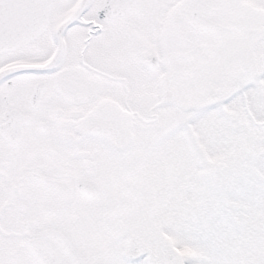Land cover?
<instances>
[{"label":"snow or ice","instance_id":"1","mask_svg":"<svg viewBox=\"0 0 264 264\" xmlns=\"http://www.w3.org/2000/svg\"><path fill=\"white\" fill-rule=\"evenodd\" d=\"M0 264H264V0H0Z\"/></svg>","mask_w":264,"mask_h":264}]
</instances>
